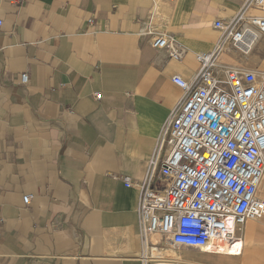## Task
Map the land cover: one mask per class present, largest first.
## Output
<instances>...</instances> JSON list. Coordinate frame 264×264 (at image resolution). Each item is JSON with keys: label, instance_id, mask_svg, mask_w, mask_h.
Wrapping results in <instances>:
<instances>
[{"label": "crops", "instance_id": "obj_1", "mask_svg": "<svg viewBox=\"0 0 264 264\" xmlns=\"http://www.w3.org/2000/svg\"><path fill=\"white\" fill-rule=\"evenodd\" d=\"M246 1L0 0V264H142L140 189L125 180L144 179L184 96L173 77H194L216 21ZM260 40L253 56L230 44L218 74L264 72ZM235 234L242 250L227 255L150 244L178 252L168 264H264V216Z\"/></svg>", "mask_w": 264, "mask_h": 264}, {"label": "built area", "instance_id": "obj_2", "mask_svg": "<svg viewBox=\"0 0 264 264\" xmlns=\"http://www.w3.org/2000/svg\"><path fill=\"white\" fill-rule=\"evenodd\" d=\"M216 26L222 33L211 51L197 54L194 77H173L184 96L162 128L144 179L125 180L140 189L142 264H149L155 234L205 250L217 247L216 242L233 243L239 225L264 216V197L259 195L264 72L237 67H224L223 76L217 72L219 57L230 44L250 53L264 36V0H247L237 15L217 20ZM153 45L169 48L177 59L183 54L167 35L155 37ZM21 80L27 83L29 74L22 73ZM30 198L24 197L25 204Z\"/></svg>", "mask_w": 264, "mask_h": 264}, {"label": "bare ground", "instance_id": "obj_3", "mask_svg": "<svg viewBox=\"0 0 264 264\" xmlns=\"http://www.w3.org/2000/svg\"><path fill=\"white\" fill-rule=\"evenodd\" d=\"M262 38V36H260ZM258 42V41H257ZM218 243L217 247L207 248L203 250V253L205 254H215V255H227V254H235L238 252H241L242 250V243L239 239H236L233 243L228 242H216ZM218 249V250H215ZM152 253L149 256V263L152 260V264H168L169 262H172L176 259H178V252H176L174 249H169L163 251V249L158 248L155 245L151 246L150 249ZM163 251V252H162Z\"/></svg>", "mask_w": 264, "mask_h": 264}, {"label": "rangeland", "instance_id": "obj_4", "mask_svg": "<svg viewBox=\"0 0 264 264\" xmlns=\"http://www.w3.org/2000/svg\"><path fill=\"white\" fill-rule=\"evenodd\" d=\"M262 12V11H261ZM260 11H258V13H261ZM250 13H254V14H258L255 10H253V9H250ZM262 38H263V36H262ZM261 37H260V39H262ZM258 40V42H257V44L252 48V50H251V52H250V54H252V56H253V53H256L257 51V49H258V47H259V42H261V40ZM256 51V52H255ZM259 195L260 196H262V197H264V179H263V181H262V184H261V186H260V188H259Z\"/></svg>", "mask_w": 264, "mask_h": 264}]
</instances>
